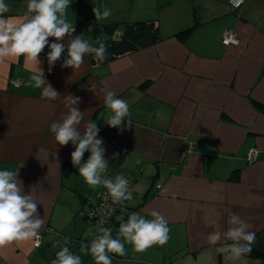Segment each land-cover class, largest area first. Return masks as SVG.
Returning a JSON list of instances; mask_svg holds the SVG:
<instances>
[{"label":"crops","instance_id":"obj_1","mask_svg":"<svg viewBox=\"0 0 264 264\" xmlns=\"http://www.w3.org/2000/svg\"><path fill=\"white\" fill-rule=\"evenodd\" d=\"M27 2L6 0L5 17L18 23ZM93 7L112 14L97 21ZM67 17L75 32L65 43L77 35L93 46L97 38L108 43L122 34L124 21L146 19L156 20L162 38L99 64L86 55L78 69L61 66L65 52L49 70L46 47L39 67L60 94L51 101L42 89L25 86L34 63L23 56L0 60V170L18 168L45 220L38 245L34 238L0 248V264H51L64 246L83 264H94L79 249L97 231L89 213L106 188L87 185L71 163L74 146H60L50 132L67 111L68 95L80 98L81 131L89 121L100 128L107 176L134 179L128 211L110 223L113 237L131 212L150 219L156 210L171 229L164 246L137 253L125 244L127 255L112 254V264H225V254L206 237L226 231L230 213L251 225L252 247L264 251V0H245L239 10L228 0H72ZM185 28L190 31L182 38ZM226 29L239 43L222 42ZM106 91L130 106L131 125L123 131L106 123ZM244 259L264 264L251 253Z\"/></svg>","mask_w":264,"mask_h":264},{"label":"clouds","instance_id":"obj_2","mask_svg":"<svg viewBox=\"0 0 264 264\" xmlns=\"http://www.w3.org/2000/svg\"><path fill=\"white\" fill-rule=\"evenodd\" d=\"M72 0H28L26 12L20 21L13 22L5 17L9 11L6 0H0V60L23 56L26 62H32L37 70L32 72L25 86L42 89V98L49 101L57 99L60 94L53 88L39 67V56L47 47V63L49 70L63 55L62 67L78 69L84 63L86 55H91L97 63H103L108 56L107 47L101 38H97V46H93L83 35H77L65 43V38L75 32L72 22L68 20L67 10ZM243 0H237V5ZM95 20H106L112 12L107 7H93ZM91 31V28L89 29ZM50 38H54L50 40ZM94 85L90 88L94 91ZM80 98L68 95L64 98L67 111L58 121L50 124V132L60 146L70 142L74 146L71 152V163L77 168L85 183L95 189L103 186L113 204H124L133 199L129 189V180L123 174L114 178L107 176L108 159L105 158L103 139L98 136L100 128L95 122L80 125L84 114L77 105ZM104 105L111 115L106 123L119 131L131 125L126 117L130 115V106L124 99L118 98L113 91H106ZM127 120V123H125ZM85 152L90 153L87 160ZM38 198L31 192L25 193L23 182L15 170H0V248H6L15 242L30 241L40 235L45 220L38 214ZM148 215L136 212L128 214L126 220L119 223L116 237L112 229L99 226L89 243H81L79 252L90 255L94 264H112V254L127 255L125 244H130L133 251L145 252L152 246H164L170 240L171 229L167 218L156 210ZM205 222L208 218L205 217ZM227 230H214L207 237V243L215 251L225 254V264H248L244 259L253 250L256 234L250 231L251 225L235 213L227 219ZM66 244L69 242L65 237ZM217 245L221 247L217 248ZM51 264H83L80 254L64 246L56 253Z\"/></svg>","mask_w":264,"mask_h":264},{"label":"trees","instance_id":"obj_3","mask_svg":"<svg viewBox=\"0 0 264 264\" xmlns=\"http://www.w3.org/2000/svg\"><path fill=\"white\" fill-rule=\"evenodd\" d=\"M88 13H86L85 17L87 18V20H90L92 19V16L90 12ZM124 22H125L124 24L125 26H124L122 34L119 37L112 39L108 43H105L107 47V53H108L107 59L105 61H109L118 56H122L129 52H132L135 49L145 47L162 38L160 26L156 22L155 19H146V20H140V21H124ZM189 31H190V28H185L181 30L180 32H178V35L183 38ZM94 46H97V45H94ZM90 59L93 63H97V61L91 55H90ZM105 190L98 191V194H97L98 201L95 204H93L90 211L92 210L94 206H96L100 202L102 198L101 194ZM127 211H128V207H126L124 211H116L110 223H112V220L115 218L117 213H120V212L124 213ZM110 223L108 225L109 228H110ZM251 255L261 256L262 258H264V251L253 248Z\"/></svg>","mask_w":264,"mask_h":264},{"label":"built area","instance_id":"obj_4","mask_svg":"<svg viewBox=\"0 0 264 264\" xmlns=\"http://www.w3.org/2000/svg\"><path fill=\"white\" fill-rule=\"evenodd\" d=\"M229 3L235 8V9H240L242 4L245 2L243 0V3H239L237 5V0H228ZM240 38L238 34L232 30V29H226L222 33V42L226 45H229L231 43H239ZM12 82L15 83H20V80L18 79H13ZM256 156V151L253 150L250 152L249 158L255 159ZM129 180V189L132 191V185L134 179L132 178H126ZM102 198L100 202L92 208L90 211V217L92 218L95 226L98 228L99 226H103L106 228H109L108 225L114 216L116 211H124L127 207V201L124 202V204H113L111 198L108 196L107 190H105L102 194ZM40 235L34 239L35 245H38L40 243Z\"/></svg>","mask_w":264,"mask_h":264},{"label":"rangeland","instance_id":"obj_5","mask_svg":"<svg viewBox=\"0 0 264 264\" xmlns=\"http://www.w3.org/2000/svg\"><path fill=\"white\" fill-rule=\"evenodd\" d=\"M88 37H89V39H91V38L93 37V35H90V34H89Z\"/></svg>","mask_w":264,"mask_h":264}]
</instances>
